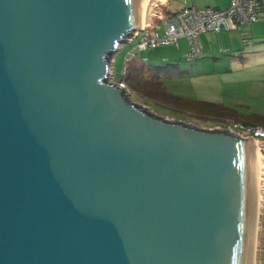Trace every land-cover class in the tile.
Returning a JSON list of instances; mask_svg holds the SVG:
<instances>
[{
    "label": "water",
    "instance_id": "1",
    "mask_svg": "<svg viewBox=\"0 0 264 264\" xmlns=\"http://www.w3.org/2000/svg\"><path fill=\"white\" fill-rule=\"evenodd\" d=\"M146 0H0V264H246L249 140L106 81Z\"/></svg>",
    "mask_w": 264,
    "mask_h": 264
},
{
    "label": "rangeland",
    "instance_id": "2",
    "mask_svg": "<svg viewBox=\"0 0 264 264\" xmlns=\"http://www.w3.org/2000/svg\"><path fill=\"white\" fill-rule=\"evenodd\" d=\"M226 1H219L221 10L227 9ZM184 2L170 0V11H178ZM167 18L164 15L162 20H156L159 31L163 32L161 22ZM204 37L199 43L205 45V50L194 59L188 57L191 48L184 40L145 50L138 48L140 38L130 43L127 39L121 41L117 50L108 53L110 73L106 75V81L118 85L125 78V69L131 65L126 62L127 56L134 54L135 59L152 69L145 74L144 81L151 77L162 84L159 87L142 82V87L138 88L128 85V95L125 92L123 95L133 109L144 116L164 119L162 123L226 132L236 139L249 140L250 156L258 155L261 163L259 188L262 201L255 264H264V140L235 128L237 124L254 127L260 118H264V16L259 22L240 26L231 33H209ZM203 103L216 107L204 108L200 105Z\"/></svg>",
    "mask_w": 264,
    "mask_h": 264
},
{
    "label": "built area",
    "instance_id": "3",
    "mask_svg": "<svg viewBox=\"0 0 264 264\" xmlns=\"http://www.w3.org/2000/svg\"><path fill=\"white\" fill-rule=\"evenodd\" d=\"M167 4L168 0H149V21L140 30L133 32L134 34H131L126 40L127 43L140 38L138 48L139 50H145L173 45L179 39L186 38L191 45L189 57L194 59L201 53L198 44L200 35L220 33L224 30L229 31L240 26L252 25L257 23L264 15V0H230L228 8L225 10H217L210 7L200 8L195 4L184 5L178 11L167 15L168 18L161 22L163 25V32H161L158 30V25L153 21L156 19L162 20L160 11ZM134 57V54H129L126 62H131ZM125 73L126 71H124ZM118 86L126 94L129 92V87L125 82H120ZM239 125H235V128L264 140L263 127L252 128Z\"/></svg>",
    "mask_w": 264,
    "mask_h": 264
},
{
    "label": "bare ground",
    "instance_id": "4",
    "mask_svg": "<svg viewBox=\"0 0 264 264\" xmlns=\"http://www.w3.org/2000/svg\"><path fill=\"white\" fill-rule=\"evenodd\" d=\"M149 0L144 3L143 16L146 17V10ZM143 19V18H142ZM145 24L141 20V27ZM109 69V68H108ZM110 70V69H109ZM110 73V72H108ZM259 156H250V168H251V214H250V226H249V237H248V249H247V260L246 264H255V252L257 246V234H258V218L260 211V203L262 201V195L259 188L260 182V168ZM261 167V166H260Z\"/></svg>",
    "mask_w": 264,
    "mask_h": 264
},
{
    "label": "trees",
    "instance_id": "5",
    "mask_svg": "<svg viewBox=\"0 0 264 264\" xmlns=\"http://www.w3.org/2000/svg\"><path fill=\"white\" fill-rule=\"evenodd\" d=\"M129 64H131L130 68L128 70L126 69V73L124 74L125 78L122 80L127 85L134 87V88H138V87H142V82H144L146 84H149L150 86L154 85V86L161 87L162 83L159 82L158 79L157 80L151 79V77H149L147 78V80L145 78V81H144L145 74L148 72H152V69L147 68L145 66V63H143L142 61L140 62L134 58V60L129 62ZM159 69H162V68H159ZM200 105H202L204 108L216 107L214 104H208V103H203ZM258 126L264 127V118H260L258 124L252 128H256ZM245 127L247 126L245 125Z\"/></svg>",
    "mask_w": 264,
    "mask_h": 264
},
{
    "label": "crops",
    "instance_id": "6",
    "mask_svg": "<svg viewBox=\"0 0 264 264\" xmlns=\"http://www.w3.org/2000/svg\"><path fill=\"white\" fill-rule=\"evenodd\" d=\"M219 1L220 0H192L191 1V3L189 2V0H185V2L183 3V5H181L180 6V8L179 9H181L184 5H197L198 7H200V8H203V7H210V8H213V9H217V10H221V7H220V4H219ZM226 1V0H225ZM146 2H147V0H146ZM226 6L225 7H227V6H229L228 4H230V0H227L226 1ZM214 5H215V7H214ZM169 7H170V0H168V4H167V6H163L162 8H161V14H162V18H163V16L164 15H169L170 13H173V12H176V11H173L172 10V12L170 11V9H169ZM228 8V7H227ZM144 20H145V24L149 21L148 20V6H147V10H146V17H145V15L143 16V19H142V22H144ZM157 20V19H156ZM156 20H154L153 22L154 23H156L157 24V22H156ZM144 24V25H145ZM158 25V27H159V24H157ZM253 25V24H252ZM141 26V25H140ZM142 27H140L138 30H140ZM233 30H236V29H232V30H229V31H227V30H224V31H222V32H220V33H213V34H216V35H222L223 33H231V31H233ZM209 33H207V34H202V35H200L199 36V38H198V44H199V47H200V51H202V50H205V45L203 46V45H201V43H199L200 41H201V37H204L205 35H208ZM180 40H184V41H187L188 42V45L190 46V48H191V45H190V43H189V41L186 39V38H181V39H179L178 40V42L176 43V44H178L179 43V41ZM203 40H205V37L203 38ZM203 42V41H202ZM168 46H170V45H168ZM190 54V53H189ZM188 57H189V55H188ZM199 57V56H198ZM190 58V57H189ZM192 59V58H191ZM125 71H126V69H125ZM121 82H123V81H121Z\"/></svg>",
    "mask_w": 264,
    "mask_h": 264
}]
</instances>
